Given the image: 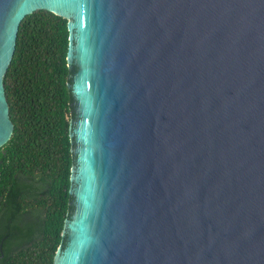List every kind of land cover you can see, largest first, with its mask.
Here are the masks:
<instances>
[{
  "label": "water",
  "instance_id": "95a60500",
  "mask_svg": "<svg viewBox=\"0 0 264 264\" xmlns=\"http://www.w3.org/2000/svg\"><path fill=\"white\" fill-rule=\"evenodd\" d=\"M40 10L68 20L75 71L54 264H264V0H0V148Z\"/></svg>",
  "mask_w": 264,
  "mask_h": 264
},
{
  "label": "trees",
  "instance_id": "16d2710c",
  "mask_svg": "<svg viewBox=\"0 0 264 264\" xmlns=\"http://www.w3.org/2000/svg\"><path fill=\"white\" fill-rule=\"evenodd\" d=\"M69 36L68 20L44 10L20 24L4 78L14 131L0 148V264H54L65 245L75 164Z\"/></svg>",
  "mask_w": 264,
  "mask_h": 264
},
{
  "label": "flooded vegetation",
  "instance_id": "af4514ba",
  "mask_svg": "<svg viewBox=\"0 0 264 264\" xmlns=\"http://www.w3.org/2000/svg\"><path fill=\"white\" fill-rule=\"evenodd\" d=\"M1 259H3V258L1 257Z\"/></svg>",
  "mask_w": 264,
  "mask_h": 264
}]
</instances>
